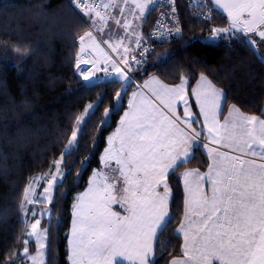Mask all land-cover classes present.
Segmentation results:
<instances>
[{
	"label": "trees",
	"instance_id": "1",
	"mask_svg": "<svg viewBox=\"0 0 264 264\" xmlns=\"http://www.w3.org/2000/svg\"><path fill=\"white\" fill-rule=\"evenodd\" d=\"M70 1L0 0V264H26L21 255L28 239L21 209L24 190L32 177L48 173L70 138L76 118L87 104L94 103L98 107L84 129L79 151L64 161L65 179L53 192L50 219L41 223L48 229L45 263L68 264L75 196L100 168L106 138L116 127L132 88L124 92L120 83L102 82L99 73L93 77L98 84L85 86L76 65L78 38L87 28L85 17L70 8ZM208 7L209 19L197 20L184 3H178L180 36L154 45L149 62L133 75L139 83L155 77L170 86L183 77L188 90L203 75L224 94L223 112L235 106L246 115L264 117L263 60L245 35L212 38V30L225 27L228 21L210 0ZM152 19L149 13L147 24ZM17 47L27 51L17 53ZM106 109L110 110L107 119ZM207 166L200 143L192 150L191 162L170 173L171 219L154 243L157 264H169L181 256L182 240L176 233L184 203L181 172L203 171ZM33 245L30 240L27 246Z\"/></svg>",
	"mask_w": 264,
	"mask_h": 264
},
{
	"label": "snow or ice",
	"instance_id": "2",
	"mask_svg": "<svg viewBox=\"0 0 264 264\" xmlns=\"http://www.w3.org/2000/svg\"><path fill=\"white\" fill-rule=\"evenodd\" d=\"M73 2L82 7L85 15L89 14L91 5L88 0ZM214 2L228 14L230 20L228 28H214V36L227 34L231 29H243L246 34L256 32L264 39V0ZM137 7L141 5L137 4ZM97 15L100 13L97 12ZM176 32L179 33L180 29L177 28ZM86 38L94 39L91 31L79 37L81 53L85 51ZM139 42L138 39L137 45ZM14 51L20 53L27 49L17 47ZM76 66L79 69V54ZM93 66H96L95 62ZM97 70L110 72L108 68ZM111 70L120 72L115 63ZM80 74L85 81L92 83L86 72ZM120 79L127 80L128 77L121 72ZM201 80L207 84V88L194 90L193 94L204 117V128L210 134L208 140L216 144L224 142L225 147L244 157H258L260 163L209 149L213 161L206 174L212 192L210 198L206 191L201 192L205 187V176L198 171L183 174L186 219L189 222L187 226L181 223L177 229L184 237L183 258H173L171 264H264V119L245 115L234 106L229 110V117L225 118L224 124L219 125L216 117L224 94L207 82L203 75ZM148 83L158 85L153 90L155 96L176 119H171L151 103L130 102L131 111L125 113L121 126L109 137V147L101 157L108 171L94 172L89 189L73 205L69 236L70 264H121L118 257L129 260L130 264H157L154 242L171 219L168 213L171 195L167 182L169 175L191 162L192 150L198 145L190 141L198 140L204 132L191 130L193 121L181 119L174 110L176 101L184 99L185 78L182 77L181 84L173 87L155 79ZM116 96L119 99L121 93L117 92ZM97 107L98 104H89L84 114L76 118L61 158L54 160L53 167L45 174V193L54 192L57 187L63 186L64 161L79 151L84 129L95 115ZM109 113L110 110L106 109V119ZM185 116H191L187 108ZM180 125H186L188 130ZM205 147L208 145L205 144ZM113 161L115 167H112ZM39 179L31 181L25 188L22 211H26L25 202L34 203L29 193ZM161 187L162 193L157 191ZM53 199L51 195L47 197L49 203ZM114 204H119L126 214L113 210ZM190 212L198 219L192 220ZM40 224L41 221L36 220L27 233L29 238L36 239L38 256L43 255L40 249L46 247L48 239V229L41 230ZM29 243L30 239L24 240V257L33 261V264H44L42 259L38 261L36 256L29 254Z\"/></svg>",
	"mask_w": 264,
	"mask_h": 264
},
{
	"label": "rangeland",
	"instance_id": "3",
	"mask_svg": "<svg viewBox=\"0 0 264 264\" xmlns=\"http://www.w3.org/2000/svg\"><path fill=\"white\" fill-rule=\"evenodd\" d=\"M210 1H211L212 7L219 10L223 15H225L228 23L223 28H228L230 26V20H229L228 14L222 8H220L214 2V0H210ZM137 4L141 5V7H137ZM148 7H149L148 0H101L99 8L101 11H107L108 12V19L101 18L100 15H97V12L89 11V14L85 15L84 11H83L82 15L85 17L84 23H85L86 28H87L86 32L91 31L93 34V38H94V39H91L93 41V42L91 41L93 45H89V44L86 45L84 43L85 44L84 53L87 55V62H86L87 66L86 67H87V69L90 70V72L94 76L99 73L102 75L101 76L102 79H104L105 77L115 75V73L117 71L111 70L113 63H115L117 65V67L120 70H122L124 73L127 72L118 65L116 60H118V62L123 63L125 65V61H127V57L131 53L132 49L134 48V46H135L137 40L139 39L140 35L142 33H145L148 30V28H150L151 25L153 24L152 23L153 19L150 22V24L149 23L147 24V16L149 14ZM209 9L210 8L208 7V10ZM94 21H95V23H94ZM117 21H119L120 23L118 24ZM125 22H127V25H125ZM219 35L221 37H224V38L234 37L237 35H245L247 42L251 45V47L254 49V51L257 53V55L264 62V39H261V37L256 32H249L246 34L243 31V29H241L240 31H236L235 29H231L229 33H227V34L221 33ZM86 39H89V38H86ZM100 41L104 43V45L107 47V49L111 52L112 56H110L107 53L106 49L101 45ZM252 41H255V43L253 44ZM112 42H114V44H116V45H119V47H121L123 50L124 49L126 50L125 51L126 55H125L124 59H119L120 58L119 54L114 50V48L110 44ZM78 43H79L78 54L80 55V58H81V51H80L81 42L79 41V38H78ZM77 57H78V55H77ZM81 60H80V62H81ZM94 62L96 65L95 67L93 66ZM103 68H108L110 70V75L108 73H105L104 71L97 70V69H103ZM133 71H135V70H131V74L128 72L126 73L128 75V80L132 83L131 84L132 88H133V86H136L138 88H142L141 83H139L137 81L136 76L133 75ZM81 72H82V69H77V74L80 76V78L84 79L83 76L80 74ZM84 72H86V74L89 75L88 70L84 71ZM103 76H104V78H103ZM90 79H94V78H90ZM157 80L160 81L159 79H157ZM167 86H170V85H167ZM89 104H87L86 107ZM86 107L84 108L83 112L80 115L84 114ZM158 108L161 110L160 107H158ZM227 110L225 112H223V109H222L221 117H223L226 114ZM262 111L264 112V104L262 107ZM197 127H199L201 129V126H198V124H197V126L194 127V128H196L195 131H199V129ZM202 136H200L198 138V140H201L203 142ZM204 143H207V142L204 141ZM64 148H63V150H64ZM62 151H61V153H62ZM61 153L58 156V158H56L55 160H58L61 158ZM235 155H237V154H235ZM238 156H240V155H238ZM101 157H100V159H101ZM242 157H244V156H242ZM247 159L254 160V158H251V157H247ZM52 167H53V163H52L51 168ZM205 170H203V171L199 170V171L204 172ZM94 172H101V171H98L96 169L92 173L94 174ZM44 177H45V174L44 175H41V174L36 175V176L32 177L27 184V186H28L31 181L35 180L36 178H40L37 183L33 184V191L29 193V198L32 199L34 201V203L29 204V203L25 202L24 207H25L26 211H22V216L25 220L27 232L31 231L30 225L32 223H34L36 220H40L42 223L43 220H45V222H46V221H49V219H50V211H49L50 210V208H49L50 203L47 201V197L49 195L53 196V192L52 191H50L49 193L44 192V188L47 187V184L45 182ZM92 177H93V175L91 174L89 181ZM179 181H180V176H179ZM181 187H182V185H181ZM88 189H89V185H88V188L86 190H84L83 192H81L75 196L73 205L78 202L77 198L80 197L82 194L86 193ZM160 190H162V191H160ZM157 191L162 193L163 188L162 187L158 188ZM182 191H183V189H182ZM183 195H184V192H183ZM23 197H24V194H23ZM35 201H39V203H37ZM183 202H184L183 203V214H184V208H185L184 198H183ZM73 205H72V208H73ZM112 208H113V210L120 212L121 214H126L124 212V209L121 208L119 204L112 205ZM73 211H74V209H73ZM33 213H35V214H33ZM182 218H183V215H182ZM42 226H43V224H40L41 230H43ZM71 230H72V228H71ZM176 231H177V229H176ZM28 239H30L31 241L34 242L33 247H31L30 249L27 246L29 254L32 256H36L38 261L42 259L44 261V264H46L45 262H46L47 246L43 249H40V251L43 253V255L38 256V244L36 242L35 237H31V238L28 237ZM21 255L23 256V259L25 260L26 264H33V261L27 260L24 257L23 251L21 252ZM181 256H182V247H181ZM180 257H178V258H180ZM119 259L123 263L130 264L129 260H123L122 258H119Z\"/></svg>",
	"mask_w": 264,
	"mask_h": 264
},
{
	"label": "crops",
	"instance_id": "4",
	"mask_svg": "<svg viewBox=\"0 0 264 264\" xmlns=\"http://www.w3.org/2000/svg\"><path fill=\"white\" fill-rule=\"evenodd\" d=\"M91 39H86L84 41V43L87 45H93ZM112 45V47L114 48V50L119 54V59H122V58H125V55H126V50L122 49L121 47H119V45H116L114 44V42L110 43ZM121 46V45H120ZM106 47V46H105ZM127 49V48H126ZM82 59V60H81ZM81 62H80V67L79 69H84L86 68V70H88L89 72V77L90 78H93L94 75L90 72L89 69H87V55L83 52L81 53V58H80ZM157 80L155 77H148L146 80L142 81L141 82V85H142V88H138L136 86H133V88H131V90L129 91L128 93V97H127V100H126V105H125V109L122 111L121 113V116H120V119L118 120V123L116 125V128L113 129V131L107 136L106 138V143H105V146H104V149L103 151L101 152V155H104L105 153V149L109 147V137H112L116 132H117V129L121 126V119L125 116V113L126 112H130L131 109L129 107L130 105V102H133V103H136V104H142V103H151L153 106L155 107H160L161 108V111L163 113H165L167 116H169L171 119L175 120L176 117L172 115L171 112L168 111V109L160 103V101L157 99V97L155 96L154 94V89L158 87V85L156 84H152V83H148L146 84V82H151L153 80ZM207 80V79H206ZM160 82V81H159ZM207 82H209L207 80ZM162 83V82H160ZM210 83V82H209ZM163 84V83H162ZM181 82L177 85H180ZM211 84V83H210ZM165 85V84H164ZM212 85V84H211ZM176 86V85H175ZM213 86V85H212ZM169 87H173V86H169ZM215 87V86H214ZM207 88V84L205 82H203L201 80V77H199L196 82L194 83V85L192 86L191 89L188 90V83L184 84L183 85V95H184V99L183 100H177L176 103L174 104V110L175 112L177 113V115L181 118V119H186V120H191L193 121V124H192V129L191 130H195L196 128H194L195 126H201V129L199 127H197L199 129V131H202L204 132V135L202 136V140H203V143L201 144V148L208 160V166H207V169L204 171V172H201L199 171L198 169H195V168H192V169H185L182 171L181 175H180V183L182 185V189H183V192H184V201H185V196H186V193H185V184H184V179H183V174L185 172H194V171H198L200 175H203L205 176V180L203 181L205 187L203 189H201V192H207V196L210 198L211 195H212V192H211V187L208 185L207 183V176L206 174L208 173L209 171V165L213 163V161L210 159V155H209V149H216L217 151L219 152H225L227 153L229 156H238L240 155L242 159H247V157H242V154L239 153V152H235L233 151L231 148L229 147H225L224 146V142H222L221 144H216V143H211L209 140H208V136L210 135L208 132H207V129L204 128V117L203 115L201 114V110H200V106L197 104V98L196 96L193 94V91L196 90V91H200L201 89H205ZM216 88V87H215ZM217 90H219L218 88H216ZM220 92H222L221 90H219ZM134 94H136L134 96ZM185 100L187 101V104H185ZM223 102H224V99L222 100V106H221V109L219 110L218 114H217V120L219 122V125H223L224 122H225V118H228L229 117V110L231 108H233L234 106H230L226 112V114L221 117V111H222V107H223ZM188 109L190 112H191V116H185V109ZM159 109V108H158ZM160 110V109H159ZM241 112V111H240ZM242 113V112H241ZM244 114V113H243ZM246 115V114H245ZM251 116V115H249ZM261 119H264V117H259ZM180 127L182 128H185L186 130H188L186 128V125H180ZM189 130V131H191ZM204 141H206L207 143H204ZM190 143L192 144H195V145H198L200 144L198 140H193V141H190ZM205 144L208 145V147L206 148L205 147ZM117 146H118V142H117ZM233 153V154H232ZM237 154V155H235ZM212 155H215V153H212ZM248 157H251V156H248ZM251 158H254V160L257 162V163H260V160L258 157H251ZM101 160V159H100ZM112 167H115V162L113 161L112 162ZM98 171H101V172H106L108 171V169H105L102 162H101V165H100V168L97 169ZM93 175V173H92ZM88 185H89V182L87 184V187L85 188V190L88 188ZM193 188L195 189V184H193ZM162 191V190H160ZM185 206V204H184ZM190 217L192 220H196L198 219V217L194 214V213H189ZM72 221H73V208H72V214H71V221H70V227H69V231H68V238H67V244H68V256H69V236L71 234V228H72ZM188 219H186V206L184 208V214H183V218H182V221L180 222L179 226L177 227V229L180 227L181 223L185 224V226H187L188 224ZM176 233L178 234V236L181 238L182 240V256L180 258H177V259H181L183 258V245H184V237H183V233H178L176 231ZM117 260H120L119 257L117 258ZM121 261V260H120ZM68 264H70L69 260H68ZM121 264H126V263H123L121 261ZM171 264V262L169 263Z\"/></svg>",
	"mask_w": 264,
	"mask_h": 264
},
{
	"label": "built area",
	"instance_id": "5",
	"mask_svg": "<svg viewBox=\"0 0 264 264\" xmlns=\"http://www.w3.org/2000/svg\"><path fill=\"white\" fill-rule=\"evenodd\" d=\"M100 2L101 0H88V3L91 5L90 11L99 12L101 17L108 19V12L101 11L99 8ZM180 2L184 3L195 19H209L208 0H148V12L153 14V24L145 33L140 35L139 45L136 42L127 57V61H125V65L116 60L121 68L131 74V70H136L138 67L144 66L149 62L154 45L168 43L180 36L181 23L177 8ZM68 4L80 18L83 17L82 7H78L73 0L68 2ZM177 28L180 29L179 33L176 32ZM100 43L106 49L107 53L112 56L104 43L101 41ZM108 74L110 75V72Z\"/></svg>",
	"mask_w": 264,
	"mask_h": 264
},
{
	"label": "water",
	"instance_id": "6",
	"mask_svg": "<svg viewBox=\"0 0 264 264\" xmlns=\"http://www.w3.org/2000/svg\"><path fill=\"white\" fill-rule=\"evenodd\" d=\"M213 37H214V34L212 33V38ZM121 72L124 73L122 70H120V72H116L115 75H113L111 77H108V78L102 79V82H116V83H120V84H122V86L124 88V92H125L131 86V83H130V81L128 79L127 80L120 79ZM91 81H92L91 84H89V82L86 81L85 82V86L86 87H91V86L99 83L95 79H91Z\"/></svg>",
	"mask_w": 264,
	"mask_h": 264
}]
</instances>
